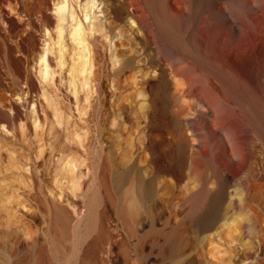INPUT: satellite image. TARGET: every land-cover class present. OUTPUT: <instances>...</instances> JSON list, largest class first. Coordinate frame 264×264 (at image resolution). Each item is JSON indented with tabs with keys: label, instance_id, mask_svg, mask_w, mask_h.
<instances>
[{
	"label": "bare ground",
	"instance_id": "obj_1",
	"mask_svg": "<svg viewBox=\"0 0 264 264\" xmlns=\"http://www.w3.org/2000/svg\"><path fill=\"white\" fill-rule=\"evenodd\" d=\"M53 1L0 0V89L6 83L25 81L32 92L26 100L20 96L9 112L0 108V130L26 120L24 106L29 102L33 125L41 120L56 131L51 117L59 115L65 99L73 101L76 111H83L79 83L84 88L80 92L91 98L89 120L93 124L88 127L92 134L87 142L53 141L35 153V158H27L33 195L47 222L46 234L58 246L73 231L75 261L99 264L100 247L116 232V227L107 223L110 207L116 209L119 203L116 214L135 221L144 215L152 228V206L166 202V191L183 188L188 213L202 230H208L204 237L216 235L218 226L209 228L227 201L228 176L209 153L208 139L224 118L218 106L224 103L227 91L246 107L264 136V100L250 97L238 83L242 74L253 72L256 66L263 70L264 2L259 12L249 7L251 0H241L246 10L238 13L220 7L204 10L206 3L214 0H144L146 12L139 0ZM182 5L188 6V11H183ZM6 7L25 18L17 20ZM144 17L151 20L152 28ZM38 30L48 34L44 38L48 46L43 45L29 68V51L38 45ZM101 36L108 46L99 42ZM125 41L128 51L119 46ZM166 47L176 53L175 59L166 56ZM32 71L40 75L39 83ZM105 80L109 81V94ZM51 82L55 90L50 88ZM259 88L254 82V89ZM109 123L114 134L106 132ZM44 133L35 129L31 137L37 143ZM49 150L63 153L57 157L60 167L50 165ZM56 184L66 189L58 193ZM45 186L50 192H45ZM233 191L241 210L224 223H244L253 233L254 223L243 208L242 190L234 187ZM73 204L79 212L70 208ZM112 217L118 224L116 215ZM180 232L177 224L169 223L167 237L173 246L178 244ZM60 248H56L58 260L62 259ZM54 258L41 243L35 251L16 253L10 264H53Z\"/></svg>",
	"mask_w": 264,
	"mask_h": 264
},
{
	"label": "rangeland",
	"instance_id": "obj_2",
	"mask_svg": "<svg viewBox=\"0 0 264 264\" xmlns=\"http://www.w3.org/2000/svg\"><path fill=\"white\" fill-rule=\"evenodd\" d=\"M139 1L142 11L146 12L148 8L144 0ZM214 1H208L204 10H218L219 7L226 10V12L236 11L239 13L246 10V7L240 3L241 0ZM52 2L54 1L52 0ZM263 2L264 0H251L249 7L256 8L261 12ZM6 6L8 7L9 5L6 4ZM7 7L6 9L10 13H15L10 11V7V10ZM181 9L186 12L188 11V6L182 5ZM14 15L19 20L25 18L23 13ZM143 19L149 28H152L151 20L147 17ZM3 25L6 24L4 23ZM44 34V30L36 31L38 45L29 51V68L32 67L35 60L37 61L42 49L46 45L48 46V44H45L48 34L46 36ZM105 39L104 36H101L99 42L104 44V46H108V40ZM43 45L45 46L43 47ZM119 46L124 51L129 50L127 41L124 44L120 42ZM165 53L166 56L172 59L176 58V53L170 48L166 47ZM108 56L109 54L106 56V59H108L107 64L110 65V58ZM54 57H56V54ZM57 69L60 70L61 68L58 66ZM33 74L38 82L40 75L36 74L35 71ZM105 81L106 93L109 94V81ZM254 82L260 85L259 91L254 89ZM238 83L241 90L247 92L250 97H258L264 100V66L262 72L256 66L253 72L242 74L238 78ZM79 87V95H83V111L79 112L77 110V112L75 107L73 108V101L65 99L59 115L54 116L56 119L53 116L51 117V121L57 127L56 131L50 129L48 123L44 124L41 120L36 127L33 125V121L35 124V120L32 121V119L35 117H33L34 114L30 110L33 108V105L29 102L24 106L26 113L24 119L26 120L21 123L17 121L13 127L10 126L9 129L5 128V131L3 129L0 130V179H6L0 180V264H10L16 253L35 251L41 243L45 244L49 251L55 255L53 264L59 262L63 264H70L72 262L73 264V260L74 264H78L75 261L77 248L76 235L73 231L69 237L59 243L62 259H56L58 257L57 249L59 245L57 246L46 234L47 222L44 218L43 207L33 195L28 177L29 169L27 171L26 168H28L27 164L30 162V158H35V153H39L43 147L49 146L53 141L58 142V140H62L63 142L71 143L74 140L72 143H76L77 141L80 143V140L83 139L87 142L88 137L92 134V132H88L90 130L88 127L93 124L91 119L89 120L90 106L88 102H90L91 98L87 99L84 92H80L84 90L80 83ZM50 88L56 89L53 83L50 84ZM26 91L28 95H25ZM19 92L21 93L18 95ZM31 94L32 92L25 81H21L20 84L6 83L0 89V108H5L9 112L11 105L16 100L18 101L20 96H23L20 100H26ZM16 95L18 96L16 97ZM72 100H74V96H72ZM82 105L80 106L82 107ZM218 108L224 118L222 117L221 124L212 130L207 146L209 153L225 170L228 176L225 180L227 201L219 210L218 215L212 218V226L209 228L210 230L213 229V226H218V233L212 237H204V234L208 230H202L200 225L194 221L191 214L188 213V204L184 202L186 191L183 188L166 191L163 195L167 198L166 202L161 201L160 204L156 202L152 206V212L155 214V226L152 228L149 226L148 218L144 215L136 221L123 215H117V208L118 206L121 208V206L119 203H116V209L110 207V210L108 209L107 211L108 226L111 228L116 227L115 237L113 238L115 242L112 239L109 243L104 242L102 244L97 255L99 264L102 262V264H171L170 262L172 261H178L179 264H264V136L254 126V122L247 113L246 107L236 102L230 91H227L224 103L219 104ZM50 110L54 113V109L50 108ZM22 123L23 125H21ZM110 125L111 123L106 128V132L109 135L115 132V128L110 127ZM71 128L72 130H70ZM35 129L36 131L43 130L45 132L41 135L43 140L41 139L42 141L40 140L37 143L31 137ZM50 130L52 131L50 132ZM22 131L27 133L24 134L26 137L22 135ZM24 139H27L28 142ZM80 145L77 146L79 147ZM80 149L82 148L80 147ZM61 154L63 153L60 151L50 152L49 150L50 165L55 163L54 167H60L61 162L58 163L57 157ZM55 157L56 159L54 160ZM85 171H87L86 168ZM10 175L11 177H9ZM55 187L58 193L66 189L62 184L60 186L56 184ZM234 187H239L242 190L243 208L249 213V217L254 223L253 233L249 232L248 226L244 225V223H224L233 213L241 210L238 201L234 198ZM44 188L45 192H50L49 186L48 188L47 186ZM70 208L76 212L80 211L78 205H70ZM113 215H116L118 224H114ZM169 223L177 224L181 231L176 246H173L172 241L167 237ZM30 224L32 225L31 227ZM27 227L28 229L26 230Z\"/></svg>",
	"mask_w": 264,
	"mask_h": 264
},
{
	"label": "built area",
	"instance_id": "obj_3",
	"mask_svg": "<svg viewBox=\"0 0 264 264\" xmlns=\"http://www.w3.org/2000/svg\"><path fill=\"white\" fill-rule=\"evenodd\" d=\"M108 264H110V263H108ZM124 264V263H123ZM134 264H136V263H134Z\"/></svg>",
	"mask_w": 264,
	"mask_h": 264
}]
</instances>
